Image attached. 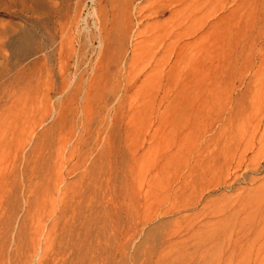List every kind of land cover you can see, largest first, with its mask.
I'll return each mask as SVG.
<instances>
[{"label":"rangeland","instance_id":"rangeland-1","mask_svg":"<svg viewBox=\"0 0 264 264\" xmlns=\"http://www.w3.org/2000/svg\"><path fill=\"white\" fill-rule=\"evenodd\" d=\"M0 1L8 40L31 31L35 48L53 49L54 65L62 49L58 85L73 77L80 88L68 102H49L41 87L0 103V238L9 243L0 239V250L20 246V264H38L58 183L73 184L68 194L93 180L94 191L64 201L67 217L55 230L69 228L68 242L56 232L67 244L54 241V264H264V0H104L116 45L95 71L97 43L89 48L81 30L88 0ZM63 17L80 22L60 49ZM53 109L61 127L47 134L50 151L34 150L33 139L20 145L30 127L49 126L39 123ZM79 167L92 175L78 180ZM78 223L85 228L76 232Z\"/></svg>","mask_w":264,"mask_h":264},{"label":"bare ground","instance_id":"bare-ground-1","mask_svg":"<svg viewBox=\"0 0 264 264\" xmlns=\"http://www.w3.org/2000/svg\"><path fill=\"white\" fill-rule=\"evenodd\" d=\"M7 1V0H6ZM25 1H27V0H25ZM40 1V0H39ZM42 1V0H41ZM41 1H40V3H41ZM45 1V0H44ZM50 1H53V0H50ZM1 2V1H0ZM4 1H2V3H3ZM23 2V1H22ZM38 2V1H37ZM43 2V1H42ZM46 2V4L45 5H47V3L49 2V0L48 1H45ZM88 2H90L91 4H92V7H91V10L85 15V18H83L82 20H81V30H82V32L85 34V38H86V40H87V46L89 47V48H93L94 47V43H93V40L97 43V46H95V48H96V57H95V61H94V71H95V69H98L99 67V65H100V63H101V61L103 60V59H105V58H103V56L104 55H106L107 56V54L109 55V52H111L112 51V53H113V51H114V47H115V43H114V39L113 38H111L110 37V35L112 34V31L111 32H108L107 31V27H106V19H107V16H106V13H105V6H104V0H88ZM19 3H20V1H19ZM34 3V2H33ZM39 3V2H38ZM51 3V2H50ZM1 4V3H0ZM49 4V3H48ZM113 4V3H112ZM3 5V4H2ZM7 5V4H6ZM39 5H42V4H39ZM44 5V4H43ZM53 5V4H52ZM52 5H50L51 7H52ZM1 6V5H0ZM22 6V5H21ZM48 6V5H47ZM5 7H7V6H5ZM121 8H122V6H121ZM4 9V8H3ZM49 9V8H48ZM123 9V8H122ZM125 10V12H121V15H122V18H124L126 15H125V13H126V8H124ZM5 10H7L6 8H5ZM4 10V11H5ZM45 10V9H44ZM51 10H52V8H51ZM41 11V10H40ZM44 12V11H43ZM51 14V13H50ZM45 15H46V13H45ZM66 15V14H65ZM75 15V14H74ZM76 16H78V14L76 15ZM66 17V16H65ZM65 17H63V20H61V23H60V25H58L59 27H60V29H59V31L61 32V35H62V38H61V41L58 43L59 44V46L58 47H60V49L63 47V46H65V44L66 43H68V37H70L69 35H71V33L70 32H73V30L75 31V29H76V26L79 24V22L77 23V24H75V23H73V21H70V20H72V19H74L75 20V18H72V19H67V20H65ZM75 17V16H74ZM79 17V16H78ZM78 17H76V18H78ZM86 17H89L90 18V20H91V24H88V23H86L85 22V19H88V18H86ZM67 18V17H66ZM2 20V19H1ZM46 20V19H45ZM124 21H125V19H122V22L123 23H120V25H119V27H121V32H123V33H127V30H126V26H125V24L126 23H124ZM49 22V21H48ZM58 22H59V20H58ZM75 22V21H74ZM112 22V21H111ZM4 23H5V21H4ZM56 23H57V21H56ZM114 23V22H113ZM55 24V23H54ZM59 24V23H58ZM9 25V24H8ZM137 25V24H136ZM9 27V26H8ZM118 27V26H117ZM52 28V27H51ZM136 28V27H135ZM56 29V28H55ZM54 29V30H55ZM52 30H53V28H52ZM53 30V31H54ZM110 30V29H109ZM113 30V29H112ZM115 30V29H114ZM80 31V30H79ZM134 31V30H133ZM31 32V31H30ZM30 32H27V33H23L22 35H20V36H17L15 39H11V40H8V28H7V26L5 25V24H3V22H1L0 21V103L5 99H10L11 100V98L12 97H14V98H16V97H18V96H20V95H30V96H38L39 95V89L41 88V87H45V95H44V97L49 101V102H51V101H53V100H55V101H60L61 102V100L63 101V100H65V101H69V98H71V97H73L77 92H80L79 90H80V88L78 89V87H76V88H71V87H73V80H74V78L73 77H71L70 78V80L66 83H63V85H58V82L60 81V83L61 82H63V80L65 79V77H66V75H65V68H64V64L63 63H65V62H63L62 63V57H63V54H65V53H61V51H63L62 49H61V51L57 54V62H56V65H54L55 64V59H54V57H53V54H54V51H53V49H49V48H46V47H44L42 44H41V46L42 47H40V48H35L34 47V41H35V38H34V35H32ZM59 32V33H60ZM76 32H78L77 30H76ZM114 32V34H115V32L116 31H113ZM18 33V32H17ZM52 33V32H51ZM20 34H21V32H20ZM53 34H54V32H53ZM77 34V33H76ZM17 35V34H16ZM59 36V35H58ZM178 36V35H177ZM13 37V36H12ZM15 37V36H14ZM54 37V36H53ZM112 37H113V35H112ZM55 39V38H54ZM74 39V38H73ZM57 43V42H56ZM176 45V44H175ZM74 46V45H73ZM70 47V46H69ZM7 48H9V50H10V52H7L6 51V49ZM175 48V47H174ZM178 49V48H177ZM66 50V49H65ZM67 50H69V49H67ZM71 51H74L75 52V50L73 49V50H71ZM178 52V51H177ZM9 53V54H8ZM67 53H69L68 51H67ZM72 54V53H71ZM178 55H181V54H179V53H177ZM176 54V56H178ZM111 55H113V54H111ZM105 56V57H106ZM69 57V56H68ZM75 57V56H74ZM108 57V56H107ZM110 57V56H109ZM177 58H179V57H177ZM10 59H12V61H10ZM30 59H32V61L30 62V63H28V64H26L25 62H27V61H29ZM102 59V60H101ZM180 59V58H179ZM64 61V60H63ZM9 62H11L10 64H9ZM25 63V64H24ZM74 63H75V61H74ZM103 64V63H102ZM74 66V65H73ZM93 66V65H92ZM102 67H104V66H102ZM101 68V67H100ZM176 68V67H175ZM67 70V69H66ZM76 70V69H75ZM93 70H92V72H93ZM70 71V70H69ZM73 71V70H72ZM98 71V70H97ZM101 71V70H100ZM90 72V71H89ZM103 72V71H102ZM75 73V72H74ZM98 72H96V74H97ZM100 73V72H99ZM98 73V74H99ZM100 75V74H99ZM69 76H70V72H69ZM97 77H99V76H97ZM76 78V77H75ZM65 81V80H64ZM76 81V80H75ZM78 82V81H77ZM81 82V81H80ZM83 82V81H82ZM93 82V81H92ZM91 82V83H92ZM79 85V84H78ZM85 84H83V86H84ZM93 85V84H92ZM80 86V85H79ZM87 86V85H86ZM86 86H84V92H83V100H82V104L83 105H85L86 104V102L88 101V99H89V96H90V94H89V89L86 87ZM99 87V86H98ZM97 87V88H98ZM43 89V88H42ZM88 89V90H87ZM71 90V91H70ZM70 91V92H69ZM42 92V91H41ZM93 92V91H92ZM44 94V93H43ZM78 94V93H77ZM81 94V93H80ZM76 96V95H75ZM81 97H82V95H81ZM35 98V97H34ZM13 99V98H12ZM36 99V98H35ZM15 100V99H14ZM32 100V99H31ZM23 101V100H22ZM73 101V100H72ZM7 103V102H6ZM5 103V104H6ZM9 103V102H8ZM8 103H7V106H9V105H11V104H9L8 105ZM11 103V102H10ZM25 103H28V101H25ZM37 103V102H36ZM45 103V102H44ZM48 103V102H47ZM47 103H46V105H47ZM66 103V102H65ZM2 104V103H1ZM1 104H0V106H1ZM55 104V103H54ZM13 105H15V103H13ZM49 106V105H48ZM3 107H5L4 105H3ZM14 107V106H13ZM24 107V106H23ZM0 109H1V107H0ZM25 109V108H24ZM6 110V109H5ZM8 110V109H7ZM75 110V109H74ZM1 111H3V110H1ZM0 111V112H1ZM13 111V110H12ZM87 111V110H86ZM7 112V111H6ZM47 112V111H46ZM56 112H57V110H55V109H53V110H50L49 111V115L46 117V118H43V120L39 123L40 124V126L41 125H44L45 123H46V121L48 120V119H50L51 120V123L49 124V126L47 125V127L46 128H44L43 129V127H42V131L39 133H37L36 132V128H31L30 127V129L27 131V133L26 134H24V136H23V139L21 140V144L20 145H22L23 147L25 146H27L28 145V143L30 144V142H31V140L33 139V140H36L35 141V143H34V150H37V149H39V150H46L47 148H48V152L50 151V149H51V143L53 142V141H49V139L47 140V134H51V132L52 131H54L55 129H57L58 127H61V126H59V119H55V114H56ZM15 113V112H14ZM85 113V109H81V114H84ZM77 114V113H76ZM85 115V114H84ZM84 115H82V116H84ZM0 116H1V114H0ZM81 116V115H80ZM86 116V115H85ZM84 116V117H85ZM14 118H15V116H14ZM2 119V118H1ZM48 122V121H47ZM11 123V122H10ZM64 123V122H63ZM62 123V124H63ZM7 124V123H6ZM13 126V125H12ZM64 126V125H63ZM83 126V125H82ZM1 127V126H0ZM15 128V127H14ZM40 128V127H39ZM64 128V127H63ZM80 128V127H79ZM41 129V128H40ZM82 129V128H81ZM84 132V131H83ZM49 134V135H50ZM61 134V133H60ZM76 134V133H75ZM1 135V134H0ZM45 135H46V138H45ZM53 135H55L54 133H53ZM57 136H58V134H57ZM88 136V134H86V136L84 137V139L86 138ZM55 137V136H54ZM53 137V138H54ZM59 137V136H58ZM80 137V136H79ZM79 137H77L76 136V138H78L79 139ZM96 137V136H95ZM2 138V137H1ZM49 138V137H48ZM57 138V137H56ZM60 138V137H59ZM75 138V137H74ZM81 138H82V136H81ZM81 138H80V140H81ZM98 138H99V136L97 137V138H95L96 140H98ZM51 139V138H50ZM78 139L76 140V141H78ZM83 139V138H82ZM52 140V139H51ZM49 141V142H48ZM72 141V140H71ZM82 141V140H81ZM84 141V140H83ZM93 141H95V140H92V142ZM62 141H60V142H58V143H61ZM74 142H75V140H74ZM80 142V141H79ZM79 142H77L78 144H79V147H82L81 145H80V143ZM96 142V141H95ZM100 143L102 142L101 140L99 141ZM99 142H97V143H99ZM49 143V144H48ZM76 143V145H74V146H76V147H78L77 144ZM85 143V142H84ZM83 143V144H84ZM89 143V142H88ZM97 143H95V145H98ZM99 143V144H100ZM91 144V143H90ZM72 145V144H71ZM85 145V144H84ZM5 146V145H4ZM21 146V147H22ZM74 146H70V147H74ZM91 146V145H90ZM89 145L87 146V148L88 147H90ZM101 146V145H100ZM99 146V147H100ZM75 147V148H76ZM78 147V148H79ZM86 147V146H85ZM93 147H96V146H93ZM98 147V146H97ZM101 147H103V146H101ZM100 147V149L98 148V150L101 152V150H102V148ZM76 149V151H78L79 149L81 150L82 148H79V149ZM67 149H69V151L72 153L73 152V150L71 149V148H67ZM71 149V150H70ZM96 149V148H95ZM79 150V151H80ZM84 150V149H83ZM89 150V149H88ZM97 149H96V151H98ZM91 151H92V149H91ZM98 151V152H99ZM104 151V150H103ZM37 152H39V151H37ZM42 151H40L39 153H41ZM89 152V151H88ZM106 152H108V151H106ZM51 153V152H50ZM94 153H96V152H94L93 151V154ZM43 154H44V151L41 153V156H43ZM52 154V153H51ZM51 154H50V157H51ZM90 155H91V152L89 153ZM92 154V155H93ZM90 155H88V156H90ZM96 155V154H95ZM36 156H37V154H36ZM47 156V155H46ZM45 156V157H46ZM98 156H102V154L100 153V155H98ZM40 157V156H39ZM38 157V158H39ZM97 157V156H96ZM30 158V157H29ZM36 158V157H35ZM34 158V159H35ZM41 158V157H40ZM108 158V157H107ZM110 158V157H109ZM44 159V158H43ZM49 159V158H48ZM92 159V158H91ZM90 159V160H91ZM94 159V158H93ZM93 159H92V161H93ZM98 159L100 160L101 159V157L99 158L98 157ZM25 160V159H24ZM37 160V159H36ZM38 160H40V159H38ZM46 160V159H45ZM34 161V160H33ZM44 161V160H43ZM101 161V160H100ZM103 161V160H102ZM35 162V161H34ZM46 162V161H45ZM80 162V161H79ZM94 162V161H93ZM96 162L97 161H95V164H96ZM99 162V161H98ZM32 163V162H31ZM101 163V162H100ZM33 164V163H32ZM92 164H94V163H92ZM91 163H90V165H92ZM95 164L94 165H92V166H89V168L92 170V167H95ZM98 164V163H97ZM28 165H29V163H28ZM88 167V166H87ZM88 168V169H89ZM79 169L81 170V168L79 167ZM78 169V170H79ZM85 169V168H84ZM83 169V167H82V170L81 171H79L81 174H79V177H78V180H79V178H81V176L83 175L82 174V172H84V175H85V172H86V170H88V169H85L84 170ZM89 169V170H90ZM84 170V171H83ZM88 170V171H89ZM96 171V170H95ZM94 171V172H95ZM99 171V170H98ZM94 172H93V175H95L96 174V172H95V174H94ZM100 172V171H99ZM78 173V172H77ZM88 172H86V174H87ZM90 174V175H89ZM76 175H78V174H76ZM81 175V176H80ZM92 175V173H91V171H89V173L87 174V178L89 177V176H91ZM75 177V176H74ZM97 177V176H96ZM77 176L74 178L75 180H73V181H76L77 179ZM83 178H85V177H83ZM87 178H85V179H87ZM84 179V180H85ZM97 179V178H96ZM90 180H91V178H90ZM60 181V180H59ZM72 181V182H73ZM87 181V180H86ZM92 181V184L94 183L93 182V180H91ZM94 181H95V178H94ZM83 182V181H82ZM81 182V183H82ZM90 182V181H89ZM63 183L64 182H60V183H58L59 185L55 188L59 193H57V194H59V196L58 195H56V196H58V199H55V200H57V203L55 202V204L53 205V208H52V211H51V213H50V215L48 216V219H47V217H46V219H47V221H45L46 223L48 222V227H47V230H46V238L44 239V245H43V247L42 248H39V250H40V252H39V254H37L38 253V250H37V255H34V257L36 256V259H38V264H54V262H55V257L57 256V253H55V251H54V249L53 248H55L54 246H55V244H54V241L56 240V242L57 241H59L58 240V236H56V230L57 229H59V227H57L58 225L60 226V225H62L60 222H62V220L61 219H64L65 217H67V214L66 213H64V210H65V205H64V201L65 200H68V198L70 197V195L69 194H71L72 192H73V194L72 195H74V192H76L75 190H83V189H78V188H75V190H74V188L72 189V192H70V191H68V194L67 193H65L67 190H69V188H71L72 186H73V184L72 185H70V184H66L65 186H63ZM73 183H75V182H73ZM78 183V182H77ZM80 183V185H83V184H81ZM99 183V182H98ZM88 184V183H87ZM90 184V183H89ZM88 184V186L90 187V188H86L87 190H89V189H93L94 187H93V185L95 186V184H91V185H89ZM54 185V184H53ZM60 185H62V186H60ZM79 185V183L78 184H76V187H79L80 186ZM60 186V187H59ZM84 188L85 186H80L79 188ZM86 189H84V191L82 192V191H80V193H77L78 195L77 196H75V198L76 199H81L82 197H83V195H84V193H85V195H86ZM55 190V191H56ZM86 190V191H85ZM93 191H94V189H93ZM82 192V193H81ZM91 192H92V190H91ZM88 193V192H87ZM93 193V192H92ZM67 194V196H65ZM89 194H91V193H89ZM88 194V195H89ZM69 195V196H68ZM87 196V195H86ZM85 196V197H86ZM66 197H68L67 199H66ZM73 197V196H72ZM90 198L92 197V196H89ZM97 198V195L96 196H94V199L95 200H97L96 198ZM73 199H74V197H73ZM76 199H74V200H76ZM89 199V198H88ZM92 200H93V197H92ZM82 201V200H81ZM98 201V200H97ZM97 201H95V202H93V204L94 203H98ZM73 202V201H72ZM72 202H71V204H69L70 206H73V204H72ZM74 202H76V201H74ZM73 202V203H74ZM54 203V202H53ZM67 203H70V202H67ZM80 203V202H79ZM87 204V203H86ZM85 204V205H86ZM93 204H91V207H92V205ZM66 206V207H70V206ZM79 206V204H76V206ZM82 205H83V203H82ZM89 206H90V204H88ZM95 205V204H94ZM77 206V207H78ZM95 206H93V208H91L92 210L94 209H96L97 208V206H96V208H94ZM79 208H80V206H79ZM67 209V208H66ZM69 209H71V207L69 208ZM82 209V208H81ZM80 210V209H79ZM85 210H86V208H85ZM91 211V212H93L92 214H95L94 212L95 211ZM58 211V212H57ZM69 211H71V210H69ZM73 211V210H72ZM82 211L84 212V209H82ZM88 211H90V210H88ZM98 211V210H97ZM96 211V212H97ZM67 212V211H66ZM80 212H81V210H80ZM69 213V215L70 216H74L73 214H75V212L73 211V212H71V214H70V212H68ZM76 213H78V212H76ZM85 213V212H84ZM87 213V212H86ZM66 214V215H65ZM79 214V213H78ZM77 214V215H78ZM63 215H65V217L63 216ZM77 215L76 216H74V219H76L77 218ZM79 216V215H78ZM82 217H83V215H81ZM80 216V218H82ZM88 216V215H87ZM91 216H93V215H91ZM63 217V218H62ZM90 217V216H89ZM88 217V218H89ZM70 218H72V217H69L67 220H69ZM91 218V217H90ZM85 219V218H84ZM79 220V223H80V221H82V220H80V219H78ZM86 220V222H88L87 221V219H85ZM85 220H83L84 222H85ZM91 220V219H90ZM72 221H74V220H72ZM76 222H78L77 220H75ZM74 221V222H75ZM67 223H69L68 221H67ZM78 223V224H79ZM42 224V223H41ZM77 223H75L74 224V226L76 225ZM89 224V223H88ZM39 225H40V222H39ZM67 225V224H66ZM80 226L82 225V224H79ZM64 226H65V224H64ZM69 226H70V224H69ZM73 226V227H74ZM76 227V226H75ZM78 228H75V231L76 230H78V231H80L79 229H83V227L85 228V226H81L80 228H79V226H77ZM1 228V227H0ZM57 228V229H56ZM21 229V228H20ZM56 229V230H55ZM61 229V228H60ZM69 230V228L67 229V231ZM1 231V230H0ZM2 231H3V229H2ZM25 231V230H24ZM39 231V230H38ZM66 231V230H65ZM64 231V232H65ZM66 231V232H67ZM74 232V229L73 230H71V233H73ZM78 231H76V232H78ZM99 231V230H98ZM97 230H96V232H98ZM7 232V231H6ZM27 232V231H26ZM43 232H45V229L43 230ZM58 232L60 233V234H58L60 237L63 235V234H65V236H67V235H69V234H67L66 235V232L64 233L63 232V229H62V232H60V230H58ZM57 232V233H58ZM83 232V231H82ZM81 232V233H82ZM1 233V232H0ZM5 233V232H4ZM62 233V234H61ZM68 233H70V232H68ZM75 233V232H74ZM26 235H27V233H25ZM31 234V233H30ZM79 234V233H78ZM77 234V235H78ZM99 234V233H98ZM41 235H42V233H41ZM71 235V234H70ZM72 235H74V234H72ZM71 235V236H72ZM77 235H75L76 237H77ZM80 235V234H79ZM85 235V234H84ZM97 235V234H96ZM1 236H3L4 237V235H3V232L1 233ZM6 236V235H5ZM22 236V235H21ZM24 236V235H23ZM38 236H39V232H38ZM64 236V237H65ZM17 237V236H16ZM57 237V238H56ZM79 237H81V236H79ZM78 237V238H79ZM96 238L97 237H99V236H95ZM42 238V237H41ZM40 238V239H41ZM44 238V237H43ZM62 238L63 237H61V240L60 241H63V240H66L67 241V239L65 238H63V240H62ZM69 239H71L70 238V236L68 237ZM77 238V239H78ZM1 239V241L3 242L4 240H2V238H0ZM3 239H6V237L5 238H3ZM16 239V238H15ZM14 239V240H15ZM22 239V238H21ZM21 239H20V241H21ZM25 239V238H24ZM32 239V238H31ZM75 239V238H74ZM74 239H71V240H74ZM83 239V238H82ZM86 239V238H85ZM85 239L84 240H81V242L83 243V241H85ZM18 240H19V236H18ZM71 240H70V242H71ZM23 241V240H22ZM29 241V240H28ZM32 241V240H31ZM59 241V243H61V245H59L60 246V248H61V246H64L65 244H67L66 242H65V244H64V242L62 243V242H60ZM76 241V240H75ZM80 241V240H79ZM10 242V241H9ZM16 242V240L14 241V242H11V243H15ZM68 242V241H67ZM87 242V241H86ZM99 242V241H98ZM5 242H3V244H4ZM19 243V242H18ZM17 242H16V244H18ZM23 243V242H22ZM29 243V242H28ZM27 243V244H28ZM32 243V242H31ZM39 243V242H38ZM72 243V242H71ZM79 243V242H78ZM81 243V244H82ZM5 244H9L7 241H6V243ZM62 244H64V245H62ZM69 244V243H68ZM6 245V246H7ZM33 245V244H32ZM6 246H4V247H6ZM12 246H14V245H12ZM11 246V247H12ZM18 246V245H17ZM73 246L75 247V246H77L78 248H80V245L79 244H73ZM3 247V246H2ZM1 247V248H2ZM65 247V246H64ZM71 247V246H70ZM83 247V246H82ZM19 248H20V246H18V247H15L14 249L13 248H11V251H9V252H7L6 250L8 249H1L0 250V264H20V260H19V256L18 255H20L19 254V252H20V250H19ZM26 248H27V246H26ZM25 248V249H26ZM59 248V247H58ZM59 248V249H60ZM66 248V247H65ZM13 249V250H12ZM28 249H30V247H28ZM56 249H57V246H56ZM58 249V250H59ZM62 249H63V247H62ZM70 249V248H69ZM72 249V248H71ZM83 249H85V246H84V248ZM27 250V249H26ZM25 250V251H26ZM74 250V252L75 253H78L79 251H77L76 252V250L75 249H73ZM72 250V251H73ZM22 251H23V249H22ZM65 251H67V249H65ZM69 251H71V250H69ZM71 251V252H72ZM27 252H29V251H27ZM31 252V251H30ZM21 253H23V252H21ZM62 252H60V254H59V256L61 255L62 257L64 256V255H62L61 254ZM67 253V252H66ZM75 253H74V255H75ZM69 254H71L70 252H69ZM79 254V253H78ZM24 256V255H23ZM26 256H28L27 254H26ZM70 256V255H69ZM72 257H73V254L71 255ZM76 256V255H75ZM29 257V256H28ZM58 257V256H57ZM71 257V258H72ZM76 257H78V256H76ZM61 258V257H60ZM70 258V259H71ZM79 258H80V255H79ZM24 259V258H23ZM35 259V258H34ZM66 259V258H65ZM65 259L63 260V262L65 261ZM70 259H67V260H70ZM76 260V262L78 263V261H77V259H75ZM56 261H58V262H56V263H58L59 264V261H61V259H59V260H57L56 259ZM70 262H72L73 263V260H71ZM65 263V262H64ZM76 263V264H77ZM61 264V263H60ZM84 264V263H83Z\"/></svg>","mask_w":264,"mask_h":264}]
</instances>
